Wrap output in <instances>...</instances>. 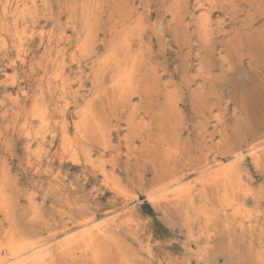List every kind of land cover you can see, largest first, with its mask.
Wrapping results in <instances>:
<instances>
[{
  "label": "rangeland",
  "instance_id": "rangeland-1",
  "mask_svg": "<svg viewBox=\"0 0 264 264\" xmlns=\"http://www.w3.org/2000/svg\"><path fill=\"white\" fill-rule=\"evenodd\" d=\"M0 179V252L264 264V0H0Z\"/></svg>",
  "mask_w": 264,
  "mask_h": 264
},
{
  "label": "bare ground",
  "instance_id": "bare-ground-1",
  "mask_svg": "<svg viewBox=\"0 0 264 264\" xmlns=\"http://www.w3.org/2000/svg\"><path fill=\"white\" fill-rule=\"evenodd\" d=\"M17 1V0H16ZM35 2V1H34ZM183 5V3H182ZM168 8V7H167ZM178 10V9H177ZM176 10V11H177ZM100 11V10H99ZM175 11V10H174ZM14 12V11H13ZM101 12V11H100ZM22 14V13H21ZM52 14V13H51ZM178 14V12H177ZM18 16V15H17ZM36 16V15H35ZM33 17V16H32ZM130 17V16H129ZM139 17V15H138ZM177 19H180L177 17ZM141 20V19H140ZM35 25V24H34ZM98 25V24H97ZM206 26V25H205ZM150 27V26H149ZM159 27V26H158ZM108 28V27H107ZM20 31V30H19ZM124 31V30H123ZM140 34V33H139ZM158 34V33H157ZM93 39V38H92ZM97 39V38H96ZM89 40V39H88ZM91 40V39H90ZM128 43V42H127ZM117 53V52H116ZM98 55V54H97ZM85 56V55H84ZM88 56V55H87ZM13 57V56H12ZM3 59V58H2ZM107 59V58H106ZM125 60V59H124ZM102 61V59H101ZM145 61V60H144ZM129 64V63H128ZM101 70V69H100ZM123 70V69H122ZM132 71V70H131ZM149 72V71H148ZM116 76V75H115ZM109 77V76H108ZM115 79V78H114ZM121 79V78H120ZM149 80V79H148ZM99 81V80H98ZM136 81V80H135ZM118 82V81H117ZM187 82V81H186ZM100 83V82H99ZM109 84V83H108ZM148 84V83H147ZM80 85V84H79ZM114 85V84H113ZM157 85V84H156ZM147 86V85H146ZM149 87V86H148ZM152 87V86H151ZM104 88V87H103ZM147 88V87H146ZM93 90V89H92ZM138 90V89H137ZM142 90V89H141ZM140 90V91H141ZM145 90V89H144ZM153 90V89H152ZM139 91V92H140ZM50 92V91H49ZM143 92V90H142ZM123 93V92H122ZM141 93V92H140ZM137 94V93H136ZM141 96V95H140ZM119 97V96H118ZM85 99V98H84ZM146 99V98H145ZM152 101V100H151ZM122 106V104H120ZM199 105V104H198ZM134 106V104H133ZM143 106V105H142ZM137 108V107H136ZM96 109V108H95ZM115 109V108H114ZM101 111V110H100ZM99 112V111H98ZM178 114V113H177ZM172 116V115H171ZM134 118V117H133ZM129 126V125H128ZM130 127V126H129ZM47 128V127H46ZM39 133V132H38ZM131 137V136H130ZM105 138V137H104ZM30 141V140H29ZM90 146V145H89ZM107 147V146H106ZM44 150V149H43ZM253 150V149H252ZM92 153V152H91ZM259 154L254 152L252 153L251 157L254 159H258ZM115 158V157H114ZM46 165V164H45ZM221 166V164L216 165V170L211 174V183H214L215 185H221L223 192H224V198L226 200V205L230 206L231 209H234V213H241L242 207L235 206L234 201L230 198V193L232 191H236V179L233 176L232 170L233 165H230L227 168L218 169ZM236 166V165H235ZM83 170V169H82ZM236 170V169H235ZM206 172V171H204ZM9 173V172H8ZM7 174V173H6ZM202 174V173H201ZM2 175V174H1ZM245 175V174H244ZM192 178V177H191ZM1 180V179H0ZM8 180V179H7ZM1 182H3L1 180ZM6 183V182H5ZM9 183V182H7ZM14 184V183H13ZM185 186V185H184ZM181 187V186H180ZM181 192V191H180ZM165 193V192H164ZM179 193V192H178ZM239 193V192H237ZM181 194V193H180ZM235 194V193H233ZM238 195V194H237ZM239 197L241 196L238 195ZM178 198H182L183 195L177 196ZM238 198V197H237ZM241 198V197H240ZM239 198V199H240ZM243 198V197H242ZM238 199V201H239ZM153 200V199H152ZM243 200V199H241ZM177 201V200H176ZM223 201V200H222ZM245 201V200H243ZM192 201H190L191 203ZM237 203V202H236ZM219 204V203H218ZM214 206V205H213ZM186 207V206H185ZM187 208V207H186ZM193 208V207H192ZM216 208V207H215ZM219 208V207H217ZM244 208V207H243ZM187 210V209H186ZM214 210V209H213ZM191 217V215H190ZM219 217V216H218ZM188 218V217H187ZM8 219V218H7ZM11 220V219H10ZM94 222V221H93ZM262 222V221H261ZM190 226V225H189ZM88 227V226H86ZM191 227V226H190ZM16 228V227H15ZM21 228V227H20ZM84 229V228H83ZM253 229V228H252ZM76 230V229H75ZM82 231V230H81ZM83 232V231H82ZM191 232V230H190ZM257 233V232H256ZM11 234V233H10ZM14 234V233H13ZM3 235V234H2ZM78 235V234H77ZM81 236V235H79ZM9 237V236H8ZM82 237V236H81ZM78 239V238H77ZM82 240V239H81ZM87 240H89L87 238ZM92 241V240H91ZM82 242V241H80ZM85 242V241H84ZM4 243V242H3ZM1 245V244H0ZM4 246V245H3ZM2 246V247H3ZM40 248V247H39ZM1 250V248H0ZM43 251H38V249L35 248L34 245H25L16 242V240H13L12 238H8L5 241L4 250L0 252V264H38L42 259H44ZM245 262V261H244Z\"/></svg>",
  "mask_w": 264,
  "mask_h": 264
},
{
  "label": "snow or ice",
  "instance_id": "snow-or-ice-1",
  "mask_svg": "<svg viewBox=\"0 0 264 264\" xmlns=\"http://www.w3.org/2000/svg\"><path fill=\"white\" fill-rule=\"evenodd\" d=\"M262 190H264V185H262Z\"/></svg>",
  "mask_w": 264,
  "mask_h": 264
}]
</instances>
